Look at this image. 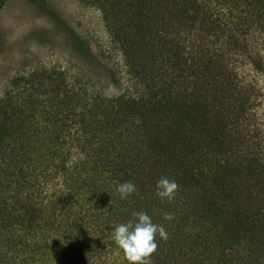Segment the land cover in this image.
<instances>
[{"label":"trees","instance_id":"trees-1","mask_svg":"<svg viewBox=\"0 0 264 264\" xmlns=\"http://www.w3.org/2000/svg\"><path fill=\"white\" fill-rule=\"evenodd\" d=\"M81 2L132 92L50 70L0 99V264H128L112 231L134 212L168 233L151 264H264V0Z\"/></svg>","mask_w":264,"mask_h":264},{"label":"rangeland","instance_id":"rangeland-1","mask_svg":"<svg viewBox=\"0 0 264 264\" xmlns=\"http://www.w3.org/2000/svg\"><path fill=\"white\" fill-rule=\"evenodd\" d=\"M50 70L64 71L69 82L91 95L132 92L95 6L81 0H0V99L18 80Z\"/></svg>","mask_w":264,"mask_h":264},{"label":"clouds","instance_id":"clouds-1","mask_svg":"<svg viewBox=\"0 0 264 264\" xmlns=\"http://www.w3.org/2000/svg\"><path fill=\"white\" fill-rule=\"evenodd\" d=\"M178 188L175 180L161 177L156 184V195L161 199L172 200ZM116 191L121 199H125L136 192L137 188L132 182H123L117 184ZM133 218L127 223L116 225L112 238L128 264H151L150 257L158 248L157 235L166 241L168 233L162 225L153 223L151 217L144 212H134ZM164 219L171 221L174 215L165 213Z\"/></svg>","mask_w":264,"mask_h":264}]
</instances>
